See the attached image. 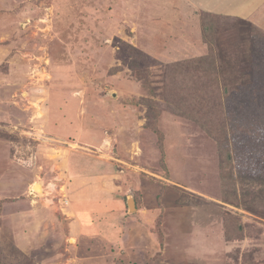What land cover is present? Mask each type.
Returning a JSON list of instances; mask_svg holds the SVG:
<instances>
[{
  "label": "rangeland",
  "instance_id": "rangeland-1",
  "mask_svg": "<svg viewBox=\"0 0 264 264\" xmlns=\"http://www.w3.org/2000/svg\"><path fill=\"white\" fill-rule=\"evenodd\" d=\"M220 2L0 0V264H264V0Z\"/></svg>",
  "mask_w": 264,
  "mask_h": 264
},
{
  "label": "crops",
  "instance_id": "crops-1",
  "mask_svg": "<svg viewBox=\"0 0 264 264\" xmlns=\"http://www.w3.org/2000/svg\"><path fill=\"white\" fill-rule=\"evenodd\" d=\"M221 2L220 3H222V0H220ZM30 162H31V160H29ZM75 172L73 173V175L72 176H74L75 177ZM78 175V174H77ZM70 177H71V174H70ZM72 178V177H71ZM80 180H81V177H78ZM94 181V180H93ZM80 182H83L82 180L80 181ZM37 183H41V184H43L44 186H45V184H44V182H37ZM36 183V184H37ZM84 183V182H83ZM35 184V185H36ZM46 192H47V189H46V186H45V188H44V193H45V195H46ZM48 194V193H47ZM44 195V196H45ZM130 199H133L134 200V207H135V209L133 208V209H131V207H130V205H129V200ZM107 200V201H111L110 203L117 209V212L119 213V209H118V203L115 201V198L113 197V196H109V195H107V194H105L104 193V195H102V196H100L99 195V197H97V198H93L92 199V201H87L86 199H84V201H83V207H85V205L86 204H89L90 206L92 205V203H90V202H105V201ZM62 202V201H61ZM76 201L75 200H73V202L72 201H69V200H67V203L66 204H64L63 202V204L64 205H69V207L67 208V211L69 212V213H73L74 214V216L71 218V219H69V236H71V238L75 241V240H79L81 237H88L89 235H87L86 234V230H85V226H84V224H82V223H80V219L78 218L79 217V215H78V213H77V211H76V207L73 205V203H75ZM127 205H128V207H129V209H130V212H132V211H135L136 210V203H135V199H134V197H132V196H130L128 199H127ZM112 208V207H111ZM88 209V208H87ZM89 209H94L93 207H90ZM105 212H106V215H105V226H111L112 227V230L110 231V232H112V233H109L110 235H113L111 238L108 236V238L107 237H105L106 239H105V241H106V243H108L109 245H107L105 248H106V250H108L110 253H112L113 254V249H115V250H117L115 253H114V256H117V257H119V258H124V252H126L127 250H126V245L125 246H123V244H122V240H121V238L119 237L120 236V231H122L123 230V227H119V225H122V224H120V223H113L112 222V220L110 219V215L111 214H113L115 211H114V209L112 208V209H110L109 207L108 208H105V209H103ZM89 212V211H88ZM92 218L93 217H95V220H93V225H95V221H96V219L98 218V217H96L94 214H92V216H91ZM125 219H126V221H130L131 220V217H125ZM97 222V221H96ZM135 222L137 223V224H139V225H141L137 220H135ZM72 223V224H71ZM130 223H131V221H130ZM98 224V223H97ZM92 228H95V227H92ZM76 230V231H75ZM73 231V232H72ZM75 231V232H74ZM93 232H91V234H90V236H92V235H95V236H93V237H90V238H101V236L99 235V232L96 234H92ZM106 250H104V251H106ZM107 254V253H106ZM115 264V263H114ZM117 264V263H116Z\"/></svg>",
  "mask_w": 264,
  "mask_h": 264
},
{
  "label": "water",
  "instance_id": "water-1",
  "mask_svg": "<svg viewBox=\"0 0 264 264\" xmlns=\"http://www.w3.org/2000/svg\"><path fill=\"white\" fill-rule=\"evenodd\" d=\"M42 186V184L41 183H37L36 185H35V187H36V189L38 190L40 187ZM39 191V190H38ZM129 205H130V207H131V209H135V207H134V200L133 199H130L129 200Z\"/></svg>",
  "mask_w": 264,
  "mask_h": 264
},
{
  "label": "bare ground",
  "instance_id": "bare-ground-1",
  "mask_svg": "<svg viewBox=\"0 0 264 264\" xmlns=\"http://www.w3.org/2000/svg\"><path fill=\"white\" fill-rule=\"evenodd\" d=\"M38 190H39L40 193H42V195H44V193H43L44 192V188L42 186Z\"/></svg>",
  "mask_w": 264,
  "mask_h": 264
},
{
  "label": "built area",
  "instance_id": "built-area-1",
  "mask_svg": "<svg viewBox=\"0 0 264 264\" xmlns=\"http://www.w3.org/2000/svg\"><path fill=\"white\" fill-rule=\"evenodd\" d=\"M64 204H66L67 203V201L66 200H64V202H63Z\"/></svg>",
  "mask_w": 264,
  "mask_h": 264
}]
</instances>
